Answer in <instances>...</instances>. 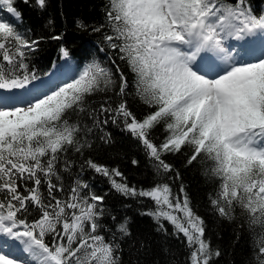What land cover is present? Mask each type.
<instances>
[{
	"label": "snow or ice",
	"instance_id": "obj_1",
	"mask_svg": "<svg viewBox=\"0 0 264 264\" xmlns=\"http://www.w3.org/2000/svg\"><path fill=\"white\" fill-rule=\"evenodd\" d=\"M15 5L0 0V13L11 14L0 15V264H122L117 240L131 237L127 219L115 232L106 229L104 196L80 178L85 167L122 196L150 201L142 214L165 234L164 221L177 239L182 234L185 264H214L221 255L183 185L179 193L168 183L138 188L118 168L92 159L73 173L69 153L83 156L94 128L111 143L109 123L140 144L156 174L179 178L169 154L203 165L216 182L214 211L243 219L252 240L249 264H264V13L249 0H107L105 23L92 31L102 34L100 51L111 50L133 80L112 59L114 67L93 60L69 80L38 85L28 61L40 41L19 30ZM32 6L45 10L48 0ZM248 38H259V46L252 40L243 52L230 49L229 41ZM60 51L70 59L69 50ZM130 85L149 109L142 118L125 99ZM104 93L112 95L93 108L92 98ZM157 128L165 133L160 143ZM65 174L76 179L65 184Z\"/></svg>",
	"mask_w": 264,
	"mask_h": 264
},
{
	"label": "trees",
	"instance_id": "obj_2",
	"mask_svg": "<svg viewBox=\"0 0 264 264\" xmlns=\"http://www.w3.org/2000/svg\"><path fill=\"white\" fill-rule=\"evenodd\" d=\"M106 2L107 0H48L47 8L40 10L32 6L33 0H29L28 4L23 0H16L15 6L22 14L21 21L16 22L19 30H28L32 38L40 41L37 51L30 55L29 69L38 76L47 73L51 66L64 67L71 73L82 69L93 60L114 67L111 60L116 59L129 81H132L133 75L111 50L105 48L104 51H100L104 47L102 34L92 31V27L105 23ZM249 3L257 15L264 13V0H249ZM78 22L90 27L85 30L78 27ZM55 35H61L62 39L53 40L51 37ZM62 46L70 52V59L65 61H62L60 55ZM129 92L130 95L125 99L134 114L142 118L149 109L134 95L131 85ZM109 95L112 94L104 93L92 98L91 106L95 108ZM81 123L91 126L92 120L90 117H84ZM104 132L110 134L111 143L105 144L100 139L102 135L100 130L94 128L88 135L92 147L85 149L83 156L75 152L69 153L71 159L76 161L73 173L79 172L80 165L85 159H92L109 169L118 168L127 177L129 185L138 188L168 183L174 193H179L180 186L183 185L191 199L193 209L205 221L206 237L211 241L212 247L218 248L221 252L214 260V264H249L252 257V240L247 224L239 216L228 221L214 211L209 197L215 193L216 182L203 174V165L196 162L186 165L187 155L169 154L165 159L179 172V178L172 174H156L152 162L131 135L111 123L104 126ZM164 135L162 129L157 128L155 142L160 143ZM134 159L138 164H132ZM79 176L90 184L93 192L104 196L106 214L101 222L106 229L110 228L115 232L116 224L127 219L131 237L117 240L122 248L120 253L122 264H185L187 251L185 244L181 243L182 234L181 239H177L172 234V226L164 221V227L167 229L165 234L158 230L159 225L151 216L142 214L153 207L150 201L145 198L144 202L140 203L122 196L112 189L106 177L86 167L83 172H79ZM75 179V175L65 174L64 182L69 184ZM112 216L116 217L115 222Z\"/></svg>",
	"mask_w": 264,
	"mask_h": 264
},
{
	"label": "rangeland",
	"instance_id": "obj_3",
	"mask_svg": "<svg viewBox=\"0 0 264 264\" xmlns=\"http://www.w3.org/2000/svg\"><path fill=\"white\" fill-rule=\"evenodd\" d=\"M0 15H2V16H6V17H8V18H11V14H8L6 11L0 13ZM231 41L237 42L239 46L242 45V44L244 43L243 41H235V40H231ZM245 44H248V40H247V39L245 40ZM50 73L57 74V75L55 76V79L57 80L58 83H60L61 81L64 80V79H62L60 76H58V75H61V76L63 77L64 74H63L62 72L56 71V69H52ZM68 78H69V77H68ZM68 78H66V80H69ZM70 78H71V77H70ZM35 82H37V81H35Z\"/></svg>",
	"mask_w": 264,
	"mask_h": 264
},
{
	"label": "bare ground",
	"instance_id": "obj_4",
	"mask_svg": "<svg viewBox=\"0 0 264 264\" xmlns=\"http://www.w3.org/2000/svg\"><path fill=\"white\" fill-rule=\"evenodd\" d=\"M247 40H248V44H249V42L252 41V40H255V38H248ZM255 41H256V42H259V38H256ZM55 76H56V75H52V76L49 75V77L47 78V81H50V80L55 79ZM47 81H46V82H47ZM46 82H45V83H46ZM21 255L23 256L24 254L21 253Z\"/></svg>",
	"mask_w": 264,
	"mask_h": 264
}]
</instances>
